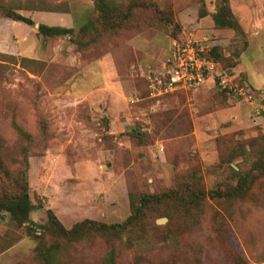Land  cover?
<instances>
[{
  "label": "rangeland",
  "instance_id": "374dc122",
  "mask_svg": "<svg viewBox=\"0 0 264 264\" xmlns=\"http://www.w3.org/2000/svg\"><path fill=\"white\" fill-rule=\"evenodd\" d=\"M1 1L34 22L0 16V137L9 170L19 166L26 145L12 119L35 138L27 173L30 221L17 226L0 211V264H38L37 241L54 240L42 229L47 209L67 228L83 219L121 222L130 194L186 181L207 192L234 183L232 166L244 172L264 158V0H229L239 28L215 26L216 0H142L155 7L134 9L141 30L123 26L79 50L67 35L41 36L37 25L76 33L94 17L93 0ZM112 1L122 8L131 2ZM187 38L215 45L223 62L211 56L214 70L247 83L252 98L211 80L152 95L149 84L167 70L173 41ZM215 211L225 218L221 249L203 242ZM160 217L166 221L157 224ZM150 222L159 228L130 245L129 235L85 232L60 246L55 264H105L111 253L115 264H229V249L249 264H264L263 203H235L226 213L206 197L186 214L164 201L152 205Z\"/></svg>",
  "mask_w": 264,
  "mask_h": 264
},
{
  "label": "trees",
  "instance_id": "16d2710c",
  "mask_svg": "<svg viewBox=\"0 0 264 264\" xmlns=\"http://www.w3.org/2000/svg\"><path fill=\"white\" fill-rule=\"evenodd\" d=\"M94 12L93 18L82 25L75 33L72 28L47 25L39 23L37 33L43 37L68 36V39L76 46L82 49L85 45L94 42L96 37L102 33L114 32L123 26L126 28H139V22L134 18V9L137 7H149L155 5L152 2L145 3L142 0H131L124 8L117 7V3L112 0H93ZM21 7L5 4L0 0V16L11 19L12 21L23 22L27 25H33V20L17 11ZM205 14L200 15V17ZM214 24L217 27L239 28V24L231 11L229 0H216V11L213 13ZM95 23L97 24L95 26ZM94 33L95 37L84 39L86 34ZM210 44V43H208ZM210 56L216 61L223 62L219 49L215 45H210ZM22 60H30L23 58ZM32 61V60H30ZM240 86L248 87L244 81L238 83ZM252 94V90L250 89ZM253 96V95H252ZM12 127L26 142L21 146L22 161L12 172L7 167L3 159V141L0 137V211H5L9 215V221L17 226H23L29 222V213L33 205L29 199L27 173L29 169L28 157L30 155L31 144L34 136L24 131L18 123L12 119ZM234 183H226L215 189L205 191L203 188L193 186L188 181L161 192L141 193L134 198L129 195L130 213L121 222L102 223L95 220L83 219L74 223L70 228L65 227L54 215L51 209H47V225L42 227L43 231L50 234L54 240L48 242L43 238L37 241L35 246V260L38 264H55V256L64 243L81 239L85 232L93 234L95 237L108 236L110 239H119L122 235H129L127 244H134L138 239L144 238V233L149 229L159 228L152 226L150 222L151 207L154 204L164 201L176 202L181 212L188 214L192 208L199 209L201 202L206 198L214 200L219 207L228 212L229 207L235 203L249 201L254 205L264 204V197L261 194L264 191V158L256 159L252 166L246 171L240 172L237 167H231ZM261 194V195H260ZM211 221L208 226V234L203 242L221 249V239L225 235V226L223 214L220 212L212 213ZM31 230V229H29ZM140 233L138 234V232ZM37 233V230H33ZM229 264H249L241 253L233 249L228 250ZM105 264H115L112 253L108 254Z\"/></svg>",
  "mask_w": 264,
  "mask_h": 264
},
{
  "label": "built area",
  "instance_id": "2783aa9c",
  "mask_svg": "<svg viewBox=\"0 0 264 264\" xmlns=\"http://www.w3.org/2000/svg\"><path fill=\"white\" fill-rule=\"evenodd\" d=\"M208 45L210 44L202 46L200 42L189 38L173 41V55L167 63V70L161 77L152 79L149 84L151 94L167 93L177 89L186 90L211 80L220 88L227 89L244 100L252 98L247 87L233 83L222 72L214 70Z\"/></svg>",
  "mask_w": 264,
  "mask_h": 264
},
{
  "label": "water",
  "instance_id": "95a60500",
  "mask_svg": "<svg viewBox=\"0 0 264 264\" xmlns=\"http://www.w3.org/2000/svg\"><path fill=\"white\" fill-rule=\"evenodd\" d=\"M165 221H166V218H165V217H160V218L156 219V223H157V224H162V223H164Z\"/></svg>",
  "mask_w": 264,
  "mask_h": 264
}]
</instances>
